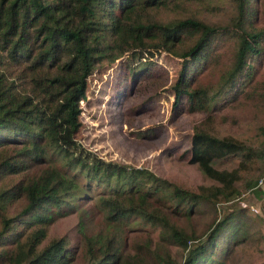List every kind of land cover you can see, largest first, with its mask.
I'll list each match as a JSON object with an SVG mask.
<instances>
[{
	"label": "trees",
	"instance_id": "trees-1",
	"mask_svg": "<svg viewBox=\"0 0 264 264\" xmlns=\"http://www.w3.org/2000/svg\"><path fill=\"white\" fill-rule=\"evenodd\" d=\"M197 1L217 10L231 5L230 21L209 23L182 8ZM169 7L175 17L167 21L149 13ZM213 41L228 49L229 64L210 99L212 114L254 119L264 131V0H0V264H74L79 253L95 264H224L252 238L253 222L235 204L202 233L192 218L255 190L258 179L239 183L254 161L264 163V147L196 128L188 161L214 183L198 191L77 151L80 102L96 70L125 54H172L182 60L175 104L186 100L194 111L205 104L189 87V62ZM147 68L133 71L129 89L150 77ZM231 156L240 157L237 168L213 166ZM254 192L264 204V192ZM86 201L103 215L91 233L79 205ZM72 213L78 247L68 234L49 238L54 223ZM174 247L185 252L180 261Z\"/></svg>",
	"mask_w": 264,
	"mask_h": 264
},
{
	"label": "rangeland",
	"instance_id": "rangeland-1",
	"mask_svg": "<svg viewBox=\"0 0 264 264\" xmlns=\"http://www.w3.org/2000/svg\"><path fill=\"white\" fill-rule=\"evenodd\" d=\"M223 6L217 10L207 5L206 1H197L182 8L199 12L198 18L209 23L226 24L234 9L231 5ZM174 12L173 7L149 10L154 19L162 21L175 17ZM128 56L125 54L113 65L96 70L89 78L86 97L80 102L82 112L81 127L76 136L77 151L128 168L148 169L184 189L198 191L214 183L197 164L188 161L187 149L196 128L216 137L233 138L255 149L264 147V131L254 119L237 120L225 111L212 114L210 99L217 90L220 74L229 64L227 48L215 46L213 41L202 54V59L189 62L192 65L189 87L198 93L205 104V107L194 111L187 109L186 100L175 104L174 85L182 60L158 51L153 55L144 53L143 57L136 59ZM147 65V69H150L145 77H150L134 82L133 88L129 89L126 81H132L133 71ZM262 72L264 69H260V74ZM239 81L238 78L237 85ZM226 95L227 98L230 94ZM182 105L186 108H182ZM239 162V156H231L213 163V166L220 170H231L237 168ZM242 175L244 179L239 183V188H243L247 179H258L255 190L264 192L262 161H254L242 171ZM255 190L242 191L231 201L218 203L216 211L202 207L201 212L192 218L194 227L198 233H202L214 219L221 217L229 204L246 210L242 219L247 223L253 222L254 234L250 240L236 247L224 264H264V204ZM79 205L86 207L88 212L87 233L102 226L103 215L91 206V202ZM78 221L77 213L59 218L50 228L49 238L68 234L72 245L78 247L82 241L77 231ZM179 221L186 224L185 219ZM131 231L129 241L134 239L135 230ZM153 232L155 235L156 231ZM172 254L174 259L180 261L185 252L174 247ZM78 255L74 264H95L81 253Z\"/></svg>",
	"mask_w": 264,
	"mask_h": 264
}]
</instances>
